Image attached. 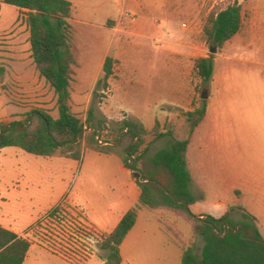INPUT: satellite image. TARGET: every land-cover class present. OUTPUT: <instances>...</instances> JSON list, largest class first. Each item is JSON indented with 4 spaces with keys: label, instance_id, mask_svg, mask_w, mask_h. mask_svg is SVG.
I'll return each mask as SVG.
<instances>
[{
    "label": "rangeland",
    "instance_id": "374dc122",
    "mask_svg": "<svg viewBox=\"0 0 264 264\" xmlns=\"http://www.w3.org/2000/svg\"><path fill=\"white\" fill-rule=\"evenodd\" d=\"M91 1H109L116 17L123 12L119 7L123 0ZM134 1L140 3V9H133L130 17L123 16L121 30L117 34L113 35L110 31L107 35L105 30L96 29V32L101 33L97 44L94 39L79 31L78 44H75L74 51L77 61H80L91 47L96 51L102 44L103 49L104 39L110 40L109 51L112 53L121 39V45L127 50V55H123L121 60H114L113 73L122 71L125 60L130 64L136 63L140 73L137 74L135 85L141 90L145 87H141L139 82L151 83V80H148L151 74L149 69L155 64L163 80L162 97L154 103L158 109L165 107L173 91L179 88V85L181 88L183 83L187 85V92H191L190 106L198 103L200 107L203 100L209 99L205 118L196 127L186 153L196 179L203 177L206 172L208 177H211L210 165L222 169L232 168L236 162L235 153L241 147L245 162L249 159L255 167L264 171V0H238L243 8V26L220 48L217 44L206 41L203 26L214 7H224L232 0ZM143 4L144 8L141 6ZM17 14L14 6L0 1V126L13 121H24L26 113L34 107L45 108L54 116L57 113V104L54 103L56 97H51L50 91L53 90L48 88L49 85L40 80L34 82L32 78L21 80L20 75L23 73H28L27 77L31 76L32 68H18L11 63L13 46L16 45L20 49V56L24 59L28 58L29 52L24 13H19L18 18ZM152 35L155 37L151 38ZM155 42L163 52L154 54ZM211 48H215L214 53ZM200 56L213 58V74L207 82L202 80L194 67L195 59ZM143 68L149 71V78H145L146 75L141 73ZM115 77L116 75L113 76ZM79 86L83 85L78 83L73 88ZM203 90L207 91L205 99L201 98ZM35 91L40 95H32ZM96 95H99L101 101L107 97L104 91L96 92ZM145 96V92L138 94L131 103H144ZM92 99L95 103L98 98L94 96ZM175 110L176 116L169 124L179 132L183 126L184 109ZM217 131H221L225 136L223 142L226 147L218 151L220 160L213 159L214 152L210 142L211 135H215ZM102 139H106V134L101 141ZM163 149L168 150L169 147ZM47 159L15 146L0 149V219H4L6 224L32 242H36L38 237L44 238L50 228L49 225H44L46 223L43 219L45 215L42 200L38 202L39 193L49 189L51 178L55 174L54 164H49ZM32 175L41 176L39 186L29 182ZM70 175L73 176L71 170L68 171V176ZM232 212H236L230 213L234 227L249 224L246 226L250 228L246 229L245 233L251 235L253 230H256L261 241H264L263 219L259 218L260 223H248L244 222L242 210ZM143 213L149 211L144 210ZM185 225L189 227L187 223ZM32 226L34 227L31 232ZM201 244V240L198 246L196 243L198 256L201 255Z\"/></svg>",
    "mask_w": 264,
    "mask_h": 264
},
{
    "label": "crops",
    "instance_id": "0c3cea01",
    "mask_svg": "<svg viewBox=\"0 0 264 264\" xmlns=\"http://www.w3.org/2000/svg\"><path fill=\"white\" fill-rule=\"evenodd\" d=\"M68 1L71 3L69 21L75 29V44H78L79 31L94 39L97 44L100 41L101 33L96 32V29L105 30L107 35L110 31L113 32V35L117 34L121 30L120 23L123 16L130 17V12L133 9H140V3H136L134 0H123L121 6L119 5L123 12L121 11L116 17L109 1L99 3L90 2V0ZM141 6L144 8L145 4ZM15 8L19 14L20 10L17 7ZM153 37L155 36L152 35L151 38ZM109 41L104 39L103 49L102 44L96 51L92 50L91 47L80 61H77L74 55L76 66L74 67V80L71 83L69 104L72 111L82 120L86 119L89 109L92 107V122L105 119L109 129H118L124 121H132L141 125L147 131L158 123L159 131H165V127L176 116L175 108H183L184 112L198 108V103L190 106L192 103L191 92H187V85L183 83L181 88L179 85V88L177 87L173 91L174 95H171V99L165 104V107L158 109L154 103L162 97L163 80L155 64L150 66L149 71L151 74L147 73L149 71L144 70V68L141 72L146 75L145 78H149L148 75L150 74L148 80H151V83L139 82L141 87H145L141 89L142 91L138 90L135 85L137 74L140 73L139 68L136 63L130 64L126 60L122 71L112 73L107 80L106 89L99 86L98 82L103 75L102 67L105 58L107 56L112 57L114 67V60H121L123 55H127V50L121 45V39H119L117 48L112 50V53L109 51L111 50L109 49ZM153 50L154 54H158L160 51L163 52L156 42L153 44ZM20 52L16 45L11 48V55L13 56L11 63L13 66L32 68L31 76L27 77L29 74L23 73L20 75V79L26 81L32 78L34 82L40 80L47 84L38 75L32 62L30 44L27 59L20 56ZM114 75H116L115 78H113ZM78 83L83 86L73 88ZM99 87H101V90H99ZM99 91L107 93L104 101H101L99 95H96V92ZM144 92L146 95L144 103H131L138 94ZM50 94L51 97H54L53 91H50ZM32 95L38 96L40 93L35 91ZM94 96L98 98L95 103L92 99ZM208 103L209 99L205 102L206 112ZM52 116H58V109L56 115ZM113 122L118 125L116 126ZM87 123H90V121ZM108 132L109 130H104L103 134H108ZM224 138V133L221 131H217L215 135L210 137L212 151L214 152L213 159L215 160H220L218 151L226 147L223 142ZM172 142L173 139L169 135L153 139L146 134L138 151L141 157L137 162V170L144 177L150 179L145 182L153 188L155 194L161 200H166L171 196L168 190L172 184V177L169 170L163 165L154 163L153 158L159 151L165 150L164 147L168 146L170 149ZM235 155L236 162L231 166L232 168L222 169L210 165L212 176L208 177L206 172L199 179L194 177L187 161L190 176L188 190L196 199L194 203L189 205V208L194 214H210L214 217H220L227 211L229 206L242 205L255 217L252 220L242 214L244 222L260 223L259 218L264 221V171L255 167L249 159L245 162L242 147ZM238 156L240 161H238ZM41 157L48 158L47 162L54 164L55 171L49 189L39 193L38 202L42 200L44 215L60 204L69 216L77 217L81 222L93 226L101 233H109L118 224L123 214L138 201L140 194L139 182L142 181L137 179L133 171L115 154H105L86 148L80 160L60 156ZM69 170H71L72 177L71 175L68 176ZM40 177L32 175L29 182L39 186ZM144 210H148L149 213H143ZM230 215L229 218L231 219ZM34 220H31V222ZM182 222L187 223L189 227ZM0 226L21 236V232L14 230L2 218L0 219ZM238 226L243 227V225H237L236 228ZM27 227L29 228L30 224ZM191 235L190 223L173 211L165 208L148 209L142 207L138 210L134 225L120 244L121 264H181L182 250L180 244H187ZM200 240L202 247L203 240L201 237L197 240V246ZM106 254L107 250H100L98 247L94 255L80 264H105L104 257ZM22 264L75 263L51 248L33 241Z\"/></svg>",
    "mask_w": 264,
    "mask_h": 264
},
{
    "label": "trees",
    "instance_id": "16d2710c",
    "mask_svg": "<svg viewBox=\"0 0 264 264\" xmlns=\"http://www.w3.org/2000/svg\"><path fill=\"white\" fill-rule=\"evenodd\" d=\"M3 3L17 7L25 15V23L29 32L30 56L38 75L53 90L56 97L58 116L53 117L48 110L34 107L26 113L24 121H13L0 126V149L15 146L37 156H60L80 160L86 148L105 154H115L132 171L137 170L138 154L144 136L153 139L169 135L173 142L170 149L159 151L153 162L165 166L172 177L170 197L161 200L146 182H139L140 194L137 203L127 210L115 228L109 233H102L99 242L100 250H107L105 264H121L120 244L132 228L138 210L165 208L173 211L191 225L192 235L188 243H181V264H264V241L259 233L253 230L251 235L245 233L249 224L236 230L229 218L233 210H242L243 215L255 219L242 205H231L220 217L210 214H194L189 205L195 198L188 190L190 181L187 169L186 152L192 133L204 119L206 104L191 111L184 112L183 126L177 132L169 124L165 131H159V124L147 131L132 121H124L118 129H109L105 119L92 122V107L85 120L74 113L69 104L71 83L74 80L75 29L70 23L71 3L68 0H1ZM243 26V8L238 0H232L224 7H214L205 20L203 34L207 42L223 44L235 36ZM194 67L204 82L213 74V58L197 57ZM103 75L99 86L107 87V80L113 73V59L105 58ZM2 75V69H0ZM90 121V123H87ZM109 130L106 139L103 131ZM124 132L122 136L120 133ZM181 133V134H179ZM138 142L133 144L135 139ZM65 213L59 205L51 209L45 216L53 217L57 213ZM232 225L231 228L225 224ZM32 228V227H31ZM38 237L37 241L52 248L66 258L75 243L64 239L54 248L51 238ZM35 236H33L34 238ZM199 237L203 240L201 255L195 253ZM31 239L18 236L14 232L0 226V264H22L31 245ZM66 249V251H64ZM75 264L83 261L71 260Z\"/></svg>",
    "mask_w": 264,
    "mask_h": 264
},
{
    "label": "built area",
    "instance_id": "2783aa9c",
    "mask_svg": "<svg viewBox=\"0 0 264 264\" xmlns=\"http://www.w3.org/2000/svg\"><path fill=\"white\" fill-rule=\"evenodd\" d=\"M98 142H101V140L98 139ZM43 219L46 223L44 225L50 226L46 238H51L52 240L50 241H52V243H54V241L56 242L55 246H53L54 248L60 247L58 243L65 244V242H63L64 239H71L74 241L75 244L70 248L73 252H68L66 249L64 250L68 253V257L71 258H68L69 260L84 261L95 254V251L99 247L102 233L93 226L85 224L77 217L69 216L67 213L63 212L57 213L53 217L45 216ZM33 227L34 226H32L30 230L31 232Z\"/></svg>",
    "mask_w": 264,
    "mask_h": 264
},
{
    "label": "water",
    "instance_id": "95a60500",
    "mask_svg": "<svg viewBox=\"0 0 264 264\" xmlns=\"http://www.w3.org/2000/svg\"><path fill=\"white\" fill-rule=\"evenodd\" d=\"M211 52L214 53L215 52V48H211ZM206 97H207V91L206 90H203L202 91V94H201V98L202 99H205ZM123 134H124V132H122L120 136H122ZM137 141H138V138H136V140L133 142V144H135ZM133 173H134V176L137 179H139L140 181H142V182H145V181H149L150 180L149 178L144 177L143 174L141 172H139L138 170L133 171ZM225 226L226 227H229V228L232 227L230 224H225ZM239 228H240V226H238L236 228V230L239 229Z\"/></svg>",
    "mask_w": 264,
    "mask_h": 264
}]
</instances>
